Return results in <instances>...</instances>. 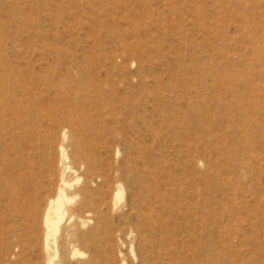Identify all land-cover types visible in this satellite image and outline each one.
<instances>
[{"label":"rangeland","instance_id":"374dc122","mask_svg":"<svg viewBox=\"0 0 264 264\" xmlns=\"http://www.w3.org/2000/svg\"><path fill=\"white\" fill-rule=\"evenodd\" d=\"M50 256L264 264V0H0V264Z\"/></svg>","mask_w":264,"mask_h":264},{"label":"bare ground","instance_id":"6f19581e","mask_svg":"<svg viewBox=\"0 0 264 264\" xmlns=\"http://www.w3.org/2000/svg\"><path fill=\"white\" fill-rule=\"evenodd\" d=\"M68 200L69 198L62 191H60L59 193H57L56 197L51 202L52 213L56 215V217L52 218L51 221H49V227L52 229L53 234L58 229V221L60 220L61 215H63L64 206H65L64 204ZM46 220H48V218H46ZM48 262L49 264H54L51 256L49 257Z\"/></svg>","mask_w":264,"mask_h":264}]
</instances>
